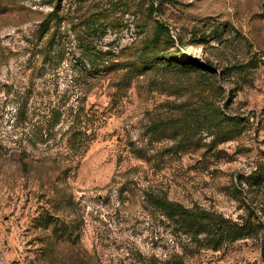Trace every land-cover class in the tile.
Segmentation results:
<instances>
[{
  "label": "rangeland",
  "instance_id": "obj_1",
  "mask_svg": "<svg viewBox=\"0 0 264 264\" xmlns=\"http://www.w3.org/2000/svg\"><path fill=\"white\" fill-rule=\"evenodd\" d=\"M261 162L264 0H0V264H264ZM160 198L251 229L211 243Z\"/></svg>",
  "mask_w": 264,
  "mask_h": 264
},
{
  "label": "trees",
  "instance_id": "obj_2",
  "mask_svg": "<svg viewBox=\"0 0 264 264\" xmlns=\"http://www.w3.org/2000/svg\"><path fill=\"white\" fill-rule=\"evenodd\" d=\"M152 8H150L151 10ZM90 22L86 25L92 26L91 28L93 31H97V28L100 25L99 23V17L97 14H95L92 18H90ZM96 28V29H95ZM87 32V28H85ZM85 32V33H86ZM164 39L162 43H172L171 36L169 34V30L166 26L163 24L156 22L155 30L153 32V35L151 38L148 39L147 47H151V49L157 48L159 44H161V40ZM80 40V38H79ZM80 42V41H79ZM81 43V42H80ZM80 47L83 50V54L81 56V60L86 59L92 68V70L97 73V69L102 67V71H107V69L110 68V65H112L111 61H107L105 58L107 57L104 52H98L93 46H91L89 43L81 44ZM138 59V57H137ZM136 59V62H133L131 65V68L136 71L146 70V69H152L155 66L156 63V56H152L151 58H143L141 62H138ZM161 62L159 63V66L165 67L167 69L177 70L181 69L184 63L181 62L180 58L178 56H172V55H164L161 58ZM78 62V61H77ZM80 63V62H79ZM141 63V64H140ZM182 66V67H181ZM197 66V65H194ZM89 67V68H90ZM198 67V66H197ZM202 69L204 68L201 66ZM191 116V115H190ZM195 117V116H191ZM195 122V121H194ZM227 122L225 120H218L217 123H214L215 127H219V129L225 130L224 127L227 129ZM180 127V128H179ZM177 129H184L182 126H178ZM231 129V127H229ZM231 131V130H229ZM226 130L225 133L229 132ZM189 132V131H187ZM186 131H182V133H187ZM257 173L261 175L264 179V162H261L258 164ZM260 179V180H263ZM159 207L163 211V213L168 216L169 218L174 219L179 226H181L184 230H189L192 233L197 232L198 229L203 228L206 231H208L207 234H213V240L211 243H219L217 240L216 235L219 237V239H234V238H240L244 234L247 235L251 228H247L245 225H228L225 223H222L219 220H215L212 218H209L208 216L200 213L197 214L193 210H186L181 205L176 203H169L164 199H159L158 201ZM46 217V216H45ZM48 217V216H47ZM46 223H51L52 220L49 218ZM72 227L70 226H62L59 228L60 233L62 234L61 238H67L70 237L72 234Z\"/></svg>",
  "mask_w": 264,
  "mask_h": 264
}]
</instances>
